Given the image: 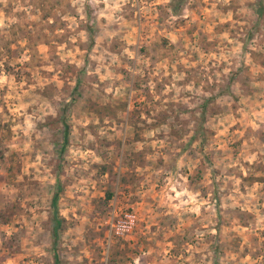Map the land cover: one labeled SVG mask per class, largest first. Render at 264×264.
Returning <instances> with one entry per match:
<instances>
[{
    "label": "rangeland",
    "instance_id": "rangeland-1",
    "mask_svg": "<svg viewBox=\"0 0 264 264\" xmlns=\"http://www.w3.org/2000/svg\"><path fill=\"white\" fill-rule=\"evenodd\" d=\"M55 216L59 264H264V0H0V264Z\"/></svg>",
    "mask_w": 264,
    "mask_h": 264
},
{
    "label": "trees",
    "instance_id": "trees-1",
    "mask_svg": "<svg viewBox=\"0 0 264 264\" xmlns=\"http://www.w3.org/2000/svg\"><path fill=\"white\" fill-rule=\"evenodd\" d=\"M90 41L91 42L93 41L92 35H90ZM57 197H58V195H57V193H55L52 197V204L53 205H55ZM59 225H60V219L57 216H55V226L53 228L54 240H53V248H52V253L54 256V264H59V258H58V255L56 253V246H55L56 245L55 242H56V239L58 237V231L57 230H58Z\"/></svg>",
    "mask_w": 264,
    "mask_h": 264
}]
</instances>
